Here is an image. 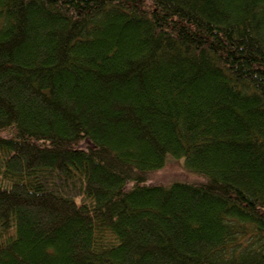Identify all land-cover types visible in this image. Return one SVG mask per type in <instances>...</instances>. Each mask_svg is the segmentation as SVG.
<instances>
[{
	"label": "trees",
	"instance_id": "1",
	"mask_svg": "<svg viewBox=\"0 0 264 264\" xmlns=\"http://www.w3.org/2000/svg\"><path fill=\"white\" fill-rule=\"evenodd\" d=\"M0 264H264V0H0Z\"/></svg>",
	"mask_w": 264,
	"mask_h": 264
},
{
	"label": "rangeland",
	"instance_id": "2",
	"mask_svg": "<svg viewBox=\"0 0 264 264\" xmlns=\"http://www.w3.org/2000/svg\"><path fill=\"white\" fill-rule=\"evenodd\" d=\"M184 161V158L170 157L163 168L148 175L146 182L170 185L177 181H200L201 177L188 170Z\"/></svg>",
	"mask_w": 264,
	"mask_h": 264
}]
</instances>
